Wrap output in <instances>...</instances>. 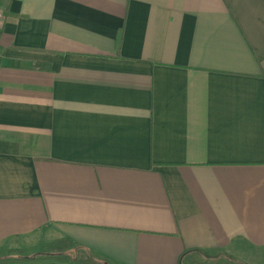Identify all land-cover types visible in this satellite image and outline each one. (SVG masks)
Segmentation results:
<instances>
[{"label": "crops", "instance_id": "1", "mask_svg": "<svg viewBox=\"0 0 264 264\" xmlns=\"http://www.w3.org/2000/svg\"><path fill=\"white\" fill-rule=\"evenodd\" d=\"M45 256L264 264V0H2L0 260Z\"/></svg>", "mask_w": 264, "mask_h": 264}, {"label": "trees", "instance_id": "2", "mask_svg": "<svg viewBox=\"0 0 264 264\" xmlns=\"http://www.w3.org/2000/svg\"><path fill=\"white\" fill-rule=\"evenodd\" d=\"M51 257L49 256H45V257H35V258H26V257H20V258H5V259H1L0 260V264H7V263H33V262H36V261H41V260H47V259H50ZM84 264H88V262L86 261H82Z\"/></svg>", "mask_w": 264, "mask_h": 264}, {"label": "rangeland", "instance_id": "3", "mask_svg": "<svg viewBox=\"0 0 264 264\" xmlns=\"http://www.w3.org/2000/svg\"><path fill=\"white\" fill-rule=\"evenodd\" d=\"M1 2H2V0H0V4H1ZM231 257H232V254H231ZM231 260H233V259H231Z\"/></svg>", "mask_w": 264, "mask_h": 264}]
</instances>
